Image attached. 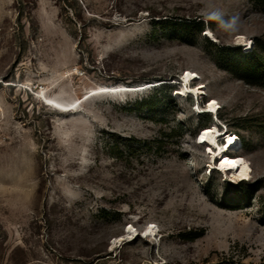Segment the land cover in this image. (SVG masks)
<instances>
[{"label": "rangeland", "instance_id": "obj_1", "mask_svg": "<svg viewBox=\"0 0 264 264\" xmlns=\"http://www.w3.org/2000/svg\"><path fill=\"white\" fill-rule=\"evenodd\" d=\"M256 40L252 0H0V264H264Z\"/></svg>", "mask_w": 264, "mask_h": 264}, {"label": "bare ground", "instance_id": "obj_2", "mask_svg": "<svg viewBox=\"0 0 264 264\" xmlns=\"http://www.w3.org/2000/svg\"><path fill=\"white\" fill-rule=\"evenodd\" d=\"M182 78H183V76H182ZM197 78L198 77L196 76L195 73L190 72V71H186L185 77L183 79V83L185 82L187 85H185V83H184L183 87L188 86V88L187 87L186 88L191 91V94H194L200 98L201 97L203 98L205 96L204 87H202L200 85L192 86V81H194ZM190 91H188V92H190ZM208 102H209V104L206 107L209 108V110L206 109L207 112L217 114L219 111V105L213 99H210ZM55 107H57V106H55ZM71 108H74V107L71 106L68 108V110ZM218 133H219V135H218ZM227 133H228V135L226 137V140L224 141L225 143H223V146L219 145L217 143V137L219 138L221 136V133L219 132L217 125L214 124L213 126L204 128L202 130L201 134L197 137V139H199L198 143L200 145L209 144L213 149H216L218 152H216V155L213 158H214V160L218 159L220 161V162L216 163L217 165H219V168L222 169L224 171V173L225 172L229 173L232 171L233 173H235V176L237 179H241L240 178L241 177L240 165H239L238 161L233 156H223L220 158V154L222 152H226V153H228V155H230V153H232L231 150L239 142V139L236 137V135H234L233 133H230L229 131ZM219 149H220V151H219ZM129 232L131 233V228H129ZM146 235H151V232H146ZM130 237L131 236L129 235L128 238H130Z\"/></svg>", "mask_w": 264, "mask_h": 264}, {"label": "trees", "instance_id": "obj_3", "mask_svg": "<svg viewBox=\"0 0 264 264\" xmlns=\"http://www.w3.org/2000/svg\"><path fill=\"white\" fill-rule=\"evenodd\" d=\"M253 3L255 4L256 7L258 8H263L264 9V0H252ZM183 19V18H181ZM167 20V19H166ZM180 23L186 24V25H195L198 27L199 31H203L204 29V24L202 23L201 20L198 22L196 21H180ZM257 44H259V49L257 50L256 48H252V51L248 53H242L240 52V57L244 59L247 64L243 67L242 66V73L241 77L242 79L252 85H257L259 87L264 88V45H261L259 40H256ZM220 52L226 53V52H233L234 48H219ZM237 72V71H236ZM158 82V81H157ZM210 113H205L203 116H209ZM201 235H197L196 237H199ZM235 264V263H231ZM242 264V263H240ZM263 264V263H262Z\"/></svg>", "mask_w": 264, "mask_h": 264}]
</instances>
